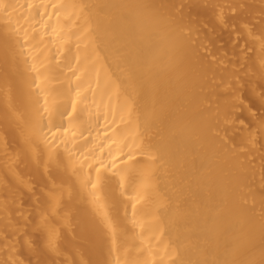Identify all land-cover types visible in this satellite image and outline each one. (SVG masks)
<instances>
[{
    "label": "bare ground",
    "instance_id": "obj_1",
    "mask_svg": "<svg viewBox=\"0 0 264 264\" xmlns=\"http://www.w3.org/2000/svg\"><path fill=\"white\" fill-rule=\"evenodd\" d=\"M0 264H264V0H0Z\"/></svg>",
    "mask_w": 264,
    "mask_h": 264
}]
</instances>
